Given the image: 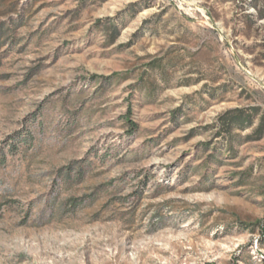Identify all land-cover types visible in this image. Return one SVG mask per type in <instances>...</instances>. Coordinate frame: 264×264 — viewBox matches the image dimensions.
Listing matches in <instances>:
<instances>
[{
  "label": "rangeland",
  "instance_id": "1",
  "mask_svg": "<svg viewBox=\"0 0 264 264\" xmlns=\"http://www.w3.org/2000/svg\"><path fill=\"white\" fill-rule=\"evenodd\" d=\"M256 5L0 0V264H264Z\"/></svg>",
  "mask_w": 264,
  "mask_h": 264
},
{
  "label": "trees",
  "instance_id": "2",
  "mask_svg": "<svg viewBox=\"0 0 264 264\" xmlns=\"http://www.w3.org/2000/svg\"><path fill=\"white\" fill-rule=\"evenodd\" d=\"M255 7H256V10H257L256 18L257 19H260V20L264 19V7H260L259 5H256ZM129 123H130L131 128L133 130H136L137 129V126L138 125L136 123L132 122L131 120H129ZM262 230L264 232V226H263V229Z\"/></svg>",
  "mask_w": 264,
  "mask_h": 264
}]
</instances>
